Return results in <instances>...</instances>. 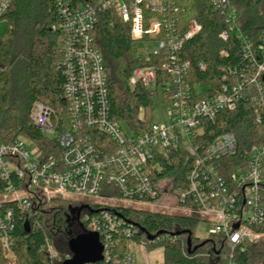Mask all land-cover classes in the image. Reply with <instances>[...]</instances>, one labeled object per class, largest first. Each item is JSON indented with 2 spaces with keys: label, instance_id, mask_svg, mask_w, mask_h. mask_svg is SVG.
Wrapping results in <instances>:
<instances>
[{
  "label": "built area",
  "instance_id": "1",
  "mask_svg": "<svg viewBox=\"0 0 264 264\" xmlns=\"http://www.w3.org/2000/svg\"><path fill=\"white\" fill-rule=\"evenodd\" d=\"M12 1L0 0V22ZM210 2L226 18L228 30L220 37L227 41L237 28V11L230 0ZM53 4L60 21L52 29L65 35L62 50L67 122L63 109L58 113L36 102L31 120L50 146L42 148L26 136L0 142V248L5 257L16 262L17 224L28 213L36 214L42 202L95 196L153 202L173 194L177 206L189 204L181 209L205 218L209 236H221L230 245L225 264H237L235 252L245 251L247 243H257L264 236L253 230L264 221V144L253 148L247 164H239L224 177L219 160L237 153V138L230 133L220 135L204 154L199 139L204 135L206 120L214 121L222 112L234 111L240 101L255 107L256 120L264 131V89L259 82L264 76V31L257 47L249 38L241 37L242 53L250 61L253 74L224 86L214 96L205 93L198 97L201 90L196 93L186 83L189 63L182 60L181 52L203 27L191 21L188 32L179 33L177 0H88L78 5L54 0ZM106 11L130 25L134 41L148 38L147 44L153 46L151 53L168 51L165 70L170 83L165 91L169 109L163 121L150 122L148 110H141L138 118L145 128L135 129L111 119L105 65L93 47L92 36L99 15ZM156 75V69H139L131 83L149 85ZM58 125L65 130L60 131ZM180 149L194 159L187 186L174 189L173 180L158 177L162 174L160 158H169ZM163 183L169 187L164 188ZM100 214L84 218L86 231L99 234L104 246L103 260L96 264H135L130 247L122 257L114 254L120 238L133 235L132 228L109 210ZM48 247L51 257H58Z\"/></svg>",
  "mask_w": 264,
  "mask_h": 264
},
{
  "label": "trees",
  "instance_id": "2",
  "mask_svg": "<svg viewBox=\"0 0 264 264\" xmlns=\"http://www.w3.org/2000/svg\"><path fill=\"white\" fill-rule=\"evenodd\" d=\"M69 1L78 5L88 0ZM53 2L13 0L3 19L8 30L4 37H0V142L26 136L42 148L50 146L51 142L31 120V109L36 102H43L58 113L63 109V118L67 122V79L62 50L65 35L52 29L60 21ZM230 3L237 11L238 22L229 39L224 41L220 35L228 30L226 18L215 10L210 0H177L179 33L186 34L191 21H197L203 27L198 35L185 43L181 52L182 60L189 63L186 83L196 93L201 90L198 97L205 93L214 96L224 86L241 82L245 76L253 74L250 61L242 53L241 37L249 38L256 47L260 44V35L264 31V0H230ZM92 36L93 47L101 54L105 65L111 119L135 129L145 128L138 119L141 110L152 108L157 99L162 104L169 101L165 91L170 83L165 70L168 51L164 49L157 55L151 53L153 46L147 44L150 40L134 41L130 25L123 23L111 11L99 15ZM202 65L206 66L205 70ZM147 68L156 69L155 80L149 85L141 82L133 85L134 72ZM259 82L264 89V76ZM256 117L255 107L240 101L234 111H224L214 121L204 122L205 132L199 139L202 154L220 135L230 133L237 138V153L219 160L224 177L239 164H247L253 148L264 144V131ZM58 129L65 130L59 125ZM193 159L183 149L169 158H160L162 174L158 177L173 180L174 189L185 188ZM82 205L63 198L42 202L36 214L28 213L17 224L16 262L11 263L0 248V264H63L67 258L73 257L70 241L86 231L84 218L98 217L107 210L125 220L128 223L126 227L133 231L131 237L120 238L114 248L117 256L122 257L133 243L163 248L164 264H225L224 255L231 252L230 245L221 236H209L207 239L196 236V228L203 220L195 215L91 205V211L100 212H83L78 221L72 210ZM187 206L190 207L189 204H179L180 208ZM253 230L264 234V221ZM159 232L163 234L155 241L148 240L146 233L156 235ZM189 234H192L191 250L188 247ZM204 242L205 245L194 251ZM48 245L58 257H51ZM235 258L237 264H264V241L247 243L245 251L235 252Z\"/></svg>",
  "mask_w": 264,
  "mask_h": 264
},
{
  "label": "rangeland",
  "instance_id": "3",
  "mask_svg": "<svg viewBox=\"0 0 264 264\" xmlns=\"http://www.w3.org/2000/svg\"><path fill=\"white\" fill-rule=\"evenodd\" d=\"M8 30V24L5 20L0 22V37H4ZM169 106L162 104L158 99L155 100V105L152 108H148L147 119L152 122H161L165 119V115ZM32 148V147H31ZM164 188L169 187L166 183ZM169 184V183H168ZM163 187V185H162ZM74 203H83L89 205H104L109 207L123 208V209H139L147 210L152 212H162L167 214H178V215H191L188 211L181 209L176 205L173 194H168L162 198L153 202H140V201H130L124 200L120 197H71L68 198ZM193 215V214H192ZM200 217V216H199ZM203 221L205 218L200 217ZM200 222L196 228V236L200 239H207L209 237L208 227L205 222ZM259 241H264V236L259 238ZM132 252L135 255V264H164V249L161 247H148L145 244L133 243Z\"/></svg>",
  "mask_w": 264,
  "mask_h": 264
},
{
  "label": "water",
  "instance_id": "4",
  "mask_svg": "<svg viewBox=\"0 0 264 264\" xmlns=\"http://www.w3.org/2000/svg\"><path fill=\"white\" fill-rule=\"evenodd\" d=\"M85 208L90 209L89 206L83 205L78 209L72 210L73 214H77L78 221H80L81 213ZM91 212L97 214L100 211ZM26 226H28V224ZM235 228L238 229L239 225L237 224ZM162 234L163 232H159L156 235H150L146 233L148 240L150 241H155ZM177 235H180V233H177ZM205 243L206 242L200 244L199 246H196L194 248V251H196L199 247L205 245ZM69 247L71 252L73 253V257L65 260L63 264H96L103 260L104 246L99 234L97 233H89L87 231H84L82 234L70 241ZM188 247L189 250L193 248L192 234H189Z\"/></svg>",
  "mask_w": 264,
  "mask_h": 264
},
{
  "label": "flooded vegetation",
  "instance_id": "5",
  "mask_svg": "<svg viewBox=\"0 0 264 264\" xmlns=\"http://www.w3.org/2000/svg\"><path fill=\"white\" fill-rule=\"evenodd\" d=\"M85 206H88V205H85ZM89 207H90V206H89ZM87 211H90V209L85 208V209L82 211V213H83V212L85 213V212H87ZM82 213H81V214H82Z\"/></svg>",
  "mask_w": 264,
  "mask_h": 264
},
{
  "label": "crops",
  "instance_id": "6",
  "mask_svg": "<svg viewBox=\"0 0 264 264\" xmlns=\"http://www.w3.org/2000/svg\"><path fill=\"white\" fill-rule=\"evenodd\" d=\"M132 246H133V245L131 244V245H130V252H131L132 254H134V253L132 252V250H133V249H132Z\"/></svg>",
  "mask_w": 264,
  "mask_h": 264
}]
</instances>
